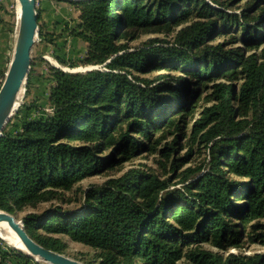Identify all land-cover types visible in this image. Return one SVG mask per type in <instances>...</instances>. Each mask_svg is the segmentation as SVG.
Instances as JSON below:
<instances>
[{"label":"trees","instance_id":"16d2710c","mask_svg":"<svg viewBox=\"0 0 264 264\" xmlns=\"http://www.w3.org/2000/svg\"><path fill=\"white\" fill-rule=\"evenodd\" d=\"M58 1L80 11L79 21L65 28L87 43L81 62L104 67L51 66V110L5 128L0 209L17 214L67 200L64 193L77 183L155 152L172 134L159 151L175 176L131 168L87 189L78 209L28 214V234L58 252L66 248L58 235L68 236L93 248L99 264H264V252L225 255L203 247L227 252L246 239L264 245V10L258 13L264 0H250L254 7L241 13L221 0H210L217 6L209 0ZM40 21L39 13V36L52 42ZM184 24L173 41L133 49L123 42ZM224 34L237 46L213 43ZM161 70L183 75L177 83L167 75L141 76ZM205 89L208 104L196 119ZM184 140L188 152L180 156ZM196 145L208 150L205 167L179 173ZM13 259L34 264L0 238V264Z\"/></svg>","mask_w":264,"mask_h":264},{"label":"rangeland","instance_id":"374dc122","mask_svg":"<svg viewBox=\"0 0 264 264\" xmlns=\"http://www.w3.org/2000/svg\"><path fill=\"white\" fill-rule=\"evenodd\" d=\"M210 1V0H209ZM223 2H229L230 6L228 11L231 13H241L242 10H250L251 4L250 0H234V4L230 0H221ZM211 2V1H210ZM214 6H217L211 2ZM37 9L41 15V27H44L45 32L52 33L54 39L52 42L42 39L38 36L35 45L32 50V66L29 76H31V86H25L22 92L19 104L14 111L10 121L7 124V129L13 131L15 125L20 123L21 119L36 118L42 116L49 112L51 109L48 107V96L51 82L49 81L50 67H59L66 70H80L88 71L91 67L103 68V65H85L83 61L86 51L87 43L83 40L75 38L69 35V30L65 28V24L69 23L74 26L79 21L80 11L78 7L72 5L66 1L58 0H37ZM264 10V4L258 13H262ZM19 4L17 0H0V71H7L10 65L11 59L13 57L14 48L16 44V36L18 30V17H19ZM189 24V23H187ZM185 26L180 25L174 27L172 31H162V32H141L135 38H130L129 40L124 38L123 42L127 43L131 49L142 47L152 41H173L176 37L177 31ZM40 35V34H39ZM231 41L233 39L229 34L220 35L213 42L214 44L225 42L228 47H236ZM57 57H61L69 62H79L76 67H70L68 65H62ZM96 69V68H94ZM6 74V73H5ZM167 75L166 80L177 83V78L183 75L181 70H161L155 71L147 74L141 75L142 77H147L150 79H155L159 75ZM29 79V77H28ZM3 78L0 77V87L3 83ZM158 81H156L157 83ZM28 83V81H27ZM26 83V85H27ZM208 90L205 89L202 96L196 102V112L194 117L197 119L199 117L200 111L204 106L208 104L207 96ZM36 104L38 105L36 107ZM33 105L30 109L29 106ZM158 133L157 136H159ZM172 134H168L166 140L162 141L161 146L155 152H144L142 154L136 155L129 161L123 164L106 170L98 175L88 177L81 182L77 183L71 191L64 193V200H48L37 204L35 207H27L23 211L15 214L19 220L24 218L31 213H43L46 209H50L55 206H62L65 209H78L83 201V195L87 189L93 185H101L111 177H117L124 174L131 168H141L154 171L162 177L175 176L176 172L170 169V162H166V168L161 164L164 158L160 155L159 148H161L166 142H170L173 139ZM185 147L180 150V156L185 155L188 152L186 148V140H184ZM208 159V150L203 146L198 148L196 145L194 152L191 155V160L180 168L179 173L187 169L188 167L197 168L205 167V163ZM196 176V175H194ZM235 178V177H234ZM239 179V178H238ZM178 179H175L177 181ZM181 184H179L180 186ZM71 199L72 201H69ZM25 225V223H24ZM61 237L66 244V248L62 251L65 255L80 260L85 264H99V260L96 257V251L88 245L75 242L71 240L68 236L58 235ZM7 243V242H6ZM11 246V245H10ZM204 248L211 249L213 251L219 252L221 254L228 255L229 253H243V254H254L258 252H264V245L259 243H252L248 239L245 240L244 246L241 248H231L227 252L219 250L209 244H204ZM20 251V250H19ZM23 252V251H21ZM26 255L27 252H23ZM34 264H49L42 259H36L32 257ZM7 264H21L17 259L9 261Z\"/></svg>","mask_w":264,"mask_h":264},{"label":"water","instance_id":"95a60500","mask_svg":"<svg viewBox=\"0 0 264 264\" xmlns=\"http://www.w3.org/2000/svg\"><path fill=\"white\" fill-rule=\"evenodd\" d=\"M17 2L20 5V14L18 17L16 44L13 57L0 87V137L14 114L19 104L20 96L25 89L32 66V50L40 34L37 0H17ZM94 68L97 67H91L88 70ZM66 71L79 72L80 70ZM3 223L7 224L9 230L16 233L28 251V255L36 259H42L49 264H85L62 252L41 245L28 234L23 220H19L13 213L0 209V229L2 232L7 233L8 230L2 225ZM0 238L13 248L18 249L16 245L12 244L10 239L6 240L1 235ZM18 250L23 251L21 249Z\"/></svg>","mask_w":264,"mask_h":264},{"label":"bare ground","instance_id":"6f19581e","mask_svg":"<svg viewBox=\"0 0 264 264\" xmlns=\"http://www.w3.org/2000/svg\"><path fill=\"white\" fill-rule=\"evenodd\" d=\"M19 11H20V5H19ZM6 230H8L7 233L2 232V230L0 229V235L3 236L6 240L10 239V241H12L13 245H16L18 247V249H21L25 252H28L26 250V248L24 247V245L22 244L21 240L19 239V237L16 235V233H14L13 231L9 230V228L7 227L6 223L2 224Z\"/></svg>","mask_w":264,"mask_h":264},{"label":"crops","instance_id":"0c3cea01","mask_svg":"<svg viewBox=\"0 0 264 264\" xmlns=\"http://www.w3.org/2000/svg\"><path fill=\"white\" fill-rule=\"evenodd\" d=\"M0 23H1V21H0Z\"/></svg>","mask_w":264,"mask_h":264}]
</instances>
